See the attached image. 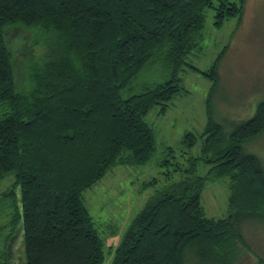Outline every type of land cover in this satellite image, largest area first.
Returning <instances> with one entry per match:
<instances>
[{
    "label": "trees",
    "instance_id": "1",
    "mask_svg": "<svg viewBox=\"0 0 264 264\" xmlns=\"http://www.w3.org/2000/svg\"><path fill=\"white\" fill-rule=\"evenodd\" d=\"M218 2L217 27L242 20L245 0ZM212 7L213 0H0V182L14 176L7 197L18 202L0 264H10L18 228L24 264H103L83 194L117 165L151 162L157 141L145 118L157 105L165 113L185 91L178 77ZM15 29L24 31L18 50L8 36ZM223 56L207 74L213 92ZM153 70L159 76L140 89ZM263 133L264 102L228 135L211 118L202 135L186 133L182 144L191 150L200 139L202 155L187 167L163 161L179 180L133 219L112 264H186L194 250L213 264H238L244 250L255 253L241 225L264 220V167L244 145ZM166 150L174 158V148ZM201 163L210 167L205 176ZM226 178L230 217L209 218L203 190Z\"/></svg>",
    "mask_w": 264,
    "mask_h": 264
},
{
    "label": "rangeland",
    "instance_id": "2",
    "mask_svg": "<svg viewBox=\"0 0 264 264\" xmlns=\"http://www.w3.org/2000/svg\"><path fill=\"white\" fill-rule=\"evenodd\" d=\"M230 2L241 4V0ZM218 5V0H213V7L205 10L203 40L185 58L186 64L178 77L185 91L168 103L165 113L160 114L161 106L157 105L145 118L157 141V152L151 162L145 166L117 165L83 194V203L103 243V264H112L125 232L151 197L162 187L179 180L178 174L173 173L171 177L168 174L174 166L163 164V161L187 167L188 160L202 155L200 139L191 150L182 144L186 133L202 135L211 118L228 135L252 118L258 104L264 102V0H245L242 20L229 18L220 27L215 25ZM8 34L11 47L22 48L20 42L24 31L15 29ZM221 55L224 56L218 69L219 83L213 92L214 81L207 74H211ZM25 66V61L17 62L19 78ZM158 76L159 71L153 70L140 89L147 83L152 84ZM170 147L175 150L174 158L166 150ZM244 152L257 156L264 167V133L247 142ZM198 168L200 176H205L210 169L203 163ZM154 180L157 183L150 185ZM13 182V175L0 182V262L7 261L6 246L12 232L9 223L18 204L14 200L17 195L7 197ZM229 183L227 178L206 183L201 202L207 217L216 220L230 217ZM19 232L18 228L9 242L10 264H24ZM241 232L255 253L244 250L238 264H260L258 257L264 261V220L246 221L241 225ZM186 264L213 263L194 250L187 252Z\"/></svg>",
    "mask_w": 264,
    "mask_h": 264
}]
</instances>
